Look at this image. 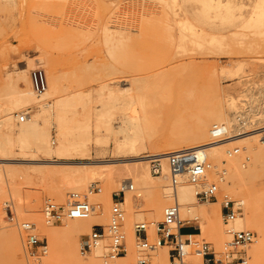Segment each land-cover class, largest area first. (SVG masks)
Instances as JSON below:
<instances>
[{
    "label": "bare ground",
    "instance_id": "obj_1",
    "mask_svg": "<svg viewBox=\"0 0 264 264\" xmlns=\"http://www.w3.org/2000/svg\"><path fill=\"white\" fill-rule=\"evenodd\" d=\"M83 1L75 0L69 11L76 10L80 16L84 7ZM159 1L174 15L189 12L192 22L182 23L181 27L191 31L211 27L216 20L224 26H229L233 21L231 14L234 8L243 7L239 0ZM189 2L198 3L201 7L188 9L186 6ZM150 3L142 0L140 12L152 11V7L147 6ZM60 12L64 16L68 14L63 8ZM211 12L215 13L213 17H210ZM215 41L216 38L212 37L211 42ZM39 54L28 62V66L33 68L37 62L46 66L45 91L40 94L33 91L25 68L16 69L14 75L9 76L2 91L6 102L0 112V162L10 159V153L16 147L23 157H28L26 161L44 166L28 172V181L18 186L11 184V174L7 167H0V225H3L4 230L0 235V242L7 244L9 259L14 261V264H30V254L26 240L23 239L22 225L25 223H32L31 232L36 230L45 238L47 244L39 252L40 256L31 258L33 264H105L103 258L106 257V249L103 245L91 250L89 255H86L87 259H83L80 256L78 241L82 235L89 234L95 225L101 226L105 237H109L111 189L116 186L121 188L123 183L132 185L131 191H125L121 203L124 210L121 226L125 234L126 253L112 259L113 264H132L137 253H141L136 245L133 226L135 217L132 213L138 195L147 201V213L141 212L139 215L143 219L140 223L146 225L149 241L154 238L155 224L161 216V211L165 206L175 203L179 207L181 219L198 220L200 232L196 236H204L213 243L218 264H226L221 250L230 242L231 233L243 229H251L257 233L255 241L246 246L247 249L244 248L250 264H264V186L258 188L254 182L258 172L264 174V135L259 132L257 134L256 130L239 132L249 126L251 120L257 123L260 120L259 114L264 112V70L260 72V69H263L260 64L263 60L255 66L246 64L245 60L234 64L228 61L227 66H218L212 62L208 69L204 65L207 76L202 72L206 76V82H198L200 87L189 91L188 104L182 100V108L178 110L173 123L175 128L169 135V115H159L155 105L151 108V105L143 103L147 94L152 95L149 91L169 86L163 78L166 72L160 73L161 79H154L151 74L149 77L132 79L130 82L125 80L124 86L119 84L118 80L100 85L99 95L102 96L103 91H106V99L101 102L99 108L91 111V114L77 120L74 114L69 113L71 100L63 96L58 79L51 72V61L47 53L40 51ZM221 79L231 83L222 86ZM84 95L77 92L74 98L79 99ZM244 97L261 99L259 101L262 107H259L257 101H254L256 98H253L256 106L253 105L252 108L249 103L251 110H241L243 105L240 103L247 101ZM28 107L32 110H28ZM87 110L90 111L91 108ZM16 112L20 113L15 116ZM118 113L121 118L118 129H115L112 118ZM21 115L25 116L22 122L19 121ZM90 115L93 116L92 120L97 129L104 127L112 135H122L120 140L115 139L113 148L120 153L127 151L128 157L85 162V157L90 155L92 142ZM208 119L213 121L211 126ZM214 125L220 127L221 135L218 130L213 129ZM157 128L160 130L157 131ZM50 129L57 131L56 146L51 145L54 139L51 138V143L49 142ZM145 145L151 148L150 153L143 154ZM232 145L237 146L235 148L238 151L235 154L230 153L234 149L229 148ZM181 146L184 147L181 149ZM188 149L196 151L209 164L201 184H214L217 193L220 191L223 194L221 200L216 199L217 201L210 203V210L195 203V191L200 185L191 184L186 177L181 178L175 186L170 183L165 156ZM152 155L161 159V175H153L150 171L149 158ZM74 160L79 162H72ZM50 165H64L65 168ZM53 176H59L60 182L51 187L47 183ZM33 178L46 185L45 194L55 196L59 203L64 200V188L83 191L91 180L99 182L98 191L86 190L88 200L98 214L93 211L86 219L63 217L60 227L55 226L54 222H46L41 211L43 194L41 189L32 184ZM227 192L232 194V200ZM9 200L10 211L13 212L10 217L1 207L7 206ZM228 200L233 202L235 210L241 208V212H237L233 221L225 220L222 206L218 204L222 202L223 205ZM186 216L191 218L185 219ZM157 248L159 250H156ZM147 251L149 264H167V247L159 246ZM189 261L199 264L200 259L192 256Z\"/></svg>",
    "mask_w": 264,
    "mask_h": 264
},
{
    "label": "rangeland",
    "instance_id": "obj_2",
    "mask_svg": "<svg viewBox=\"0 0 264 264\" xmlns=\"http://www.w3.org/2000/svg\"><path fill=\"white\" fill-rule=\"evenodd\" d=\"M74 1L0 0V112L5 106L4 102H6L2 91L8 83L9 76H13L16 69L25 68L28 78H30L29 74L33 69L39 68L44 73L46 72V66L40 64V62H37V65L33 68L28 66V62L40 55L39 52L42 51L47 53L51 61V72L58 79L63 96L71 100L69 113L74 114L77 120H82L87 114H91V111L99 108L101 102L106 99V91H103L102 96L99 95L100 85L118 80L119 84L124 86L127 80L130 82L132 79L149 77L151 74L154 79H161L160 73L166 72L167 74L163 78L169 83V86L149 91L148 93L152 95L147 94L144 101H142L144 104L151 105V108L155 105L154 107L159 111V115H169L170 135L173 128H175L173 123L178 114L177 112L182 108V100L188 104L189 91L199 88L198 82L201 84L202 81L206 82L207 73H205V70L210 68L212 64L227 66L229 62L234 64L238 61H246V64L255 66L260 61H264V0H239L238 2L243 3V7L234 8L231 14L233 21L229 26H224L219 20H216L211 27L196 28L194 31L181 27L182 23L192 22L189 12L174 15L159 0H144L151 2L147 6L148 8L152 7V11L148 12H140L139 10L142 0H84V7L80 16L76 10L75 12L74 10L69 11L73 7ZM186 7L188 9H199L201 5L189 2ZM62 8L67 10V16L61 14ZM214 15V12L210 13V17ZM212 37L216 38L215 42H211ZM263 63H260L263 65L260 72L264 70ZM204 65L207 66V69ZM169 71L171 72L169 73ZM257 78L259 77L257 76ZM222 80L220 81L222 86L231 83L225 79ZM77 92L85 95L76 99L74 97ZM244 98L247 101L244 104L240 103V105H243L241 109L243 111L245 108L251 110L248 107H251V104L252 108L257 103L259 107L261 105L259 101L261 99L257 97L253 98L258 100L249 97ZM253 100L257 103H254ZM249 103L251 104L249 105ZM89 108H91L90 111L87 110ZM28 110L31 111L32 108L28 107ZM18 113L20 112H16L14 115L16 116ZM120 118L119 113L112 118V125L115 129H118ZM259 118L260 120L257 123L251 120L249 126L239 130V132L256 130L257 134L259 132V134L264 135V112L259 114ZM90 119L92 142L90 143V155L85 157V162L128 157L127 151L120 153L113 148L115 139L120 140L122 135H112L104 127L97 129L94 120H92V115H90ZM208 123L211 126L213 121L208 119ZM14 128H17L16 119L14 120ZM54 129H50L49 134V142L51 143V138L54 139V143H51L52 146L58 144L57 131L55 132ZM156 130L159 131L160 129L157 128ZM114 135L116 138L113 137ZM182 147L184 146H181V149ZM235 147L237 146L232 145L229 148L233 149ZM149 151H151V148L145 145L143 154L150 153ZM27 158V156L23 157L20 150L15 147L10 153V159L0 162V167H7L11 174L9 180L12 185L24 184L28 181L26 178L28 172L36 167H44L41 164L26 161ZM59 161L62 162V160ZM72 162L79 161L74 160ZM50 166L65 168L64 165ZM39 182L37 178L32 179V184L36 188L38 187L39 190L41 189L40 192L43 194L42 216L46 201L53 202L57 206L67 207L71 201V194L78 193L82 199L90 203L86 190L89 189L92 183H96L98 188L100 185L99 182L91 180L83 191L64 188V200L59 203L56 201L55 196L45 194L46 185ZM59 182V176H53L47 184L52 187L59 184ZM254 182L258 188L263 187L264 174L258 172ZM119 188L118 186L112 188L111 195ZM219 193L216 194L215 199L208 202H202L195 198V203L201 208L210 210L211 202L222 199L223 194L220 191ZM227 195L231 199L232 194L228 193ZM227 202H230V205L233 204L230 200ZM221 203L218 204L223 206L224 204ZM134 205L132 213L135 217L133 221L135 225L143 221L139 214L141 212L147 213V201L141 195H138ZM9 206H11L10 200L7 206L1 207L10 217L13 212L10 211ZM126 211L125 213H127ZM162 211L160 218L157 219L158 222L162 220ZM94 212L98 214V211ZM238 212H241L240 207ZM222 213H224L223 209ZM190 218L189 216L185 217V219ZM62 219L63 217H60L54 221L55 226L60 227ZM197 221L192 222L197 225ZM2 227L3 225H0V235L4 231ZM246 230L254 233L255 241L257 233L251 229ZM33 232L39 240L46 244L45 238L40 233L36 230ZM191 232L190 226L181 229L183 234ZM87 235H82L79 238L78 245L81 246L85 242ZM200 238L211 247L213 246V243L204 236ZM23 239L26 240L24 230ZM2 242H0V248L2 247L0 249V264H14V261L9 259L7 244ZM212 248L214 249V247ZM156 250H159V248ZM221 253L223 255V249ZM87 254L89 255V253ZM87 254H81L80 256L87 259ZM138 254L140 253H137V256ZM246 254L247 251L244 249L243 256L247 260L246 264H250V259L246 257ZM40 255L38 253L34 257ZM137 256L132 264L136 263ZM28 257V262L33 264L31 258L34 257L30 255ZM103 260L105 264H113L112 259L108 257H104ZM227 261L225 263L229 264ZM147 264H149L148 260Z\"/></svg>",
    "mask_w": 264,
    "mask_h": 264
},
{
    "label": "built area",
    "instance_id": "obj_3",
    "mask_svg": "<svg viewBox=\"0 0 264 264\" xmlns=\"http://www.w3.org/2000/svg\"><path fill=\"white\" fill-rule=\"evenodd\" d=\"M32 89L35 93L40 94L47 87L45 73L42 69L36 68L29 74ZM24 115L20 116L19 121L24 120ZM221 135V129L217 125L213 126ZM234 148L230 153H237ZM166 165L169 172V180L172 186L178 184L183 177L193 185H200L196 191V199L202 202H208L216 198L217 187L214 184L203 185V178L209 169V164L204 157L197 154L196 151L188 149L178 152L169 153L165 156ZM149 168L153 175H161V159L157 156H150ZM91 191H98V185L92 183L89 187ZM130 183H123L121 188L112 193V203L110 207V226L109 238L105 237L104 230L100 226L92 228L87 235L85 242L80 246L81 254L85 255L91 250L102 246L106 249V257L114 259L126 253L124 245V231L121 223L124 219V211L121 203L124 200L125 191H131ZM71 201L67 207L57 206L55 203L46 201L43 207V217L46 222H54L60 217L70 219H86L94 211V206L87 200L82 199L78 193H72ZM223 216L226 221H233L239 209L235 210L233 204L226 202L223 206ZM191 221L181 219L179 207L177 204H169L164 207L162 220L156 223L154 228V238L148 240L146 225L137 223L134 225L136 236V245L141 253L135 264H147L146 251L159 246H165L168 250L167 264H192L190 257H198L199 264H218L213 248L203 239L197 237L200 231L199 227ZM195 225V233H181V229L186 226ZM26 233V246L30 256H36L46 244L38 239V236L31 232L32 226L28 223L22 225ZM255 238L253 232L249 230H238L231 233V240L223 248V258L227 262L236 264H246L247 260L244 255V248L248 246ZM238 254V255H237ZM237 255V256H236Z\"/></svg>",
    "mask_w": 264,
    "mask_h": 264
},
{
    "label": "crops",
    "instance_id": "obj_4",
    "mask_svg": "<svg viewBox=\"0 0 264 264\" xmlns=\"http://www.w3.org/2000/svg\"><path fill=\"white\" fill-rule=\"evenodd\" d=\"M191 229H192V232H191V233H195L194 230H195L196 228H195V225H194V224L191 225Z\"/></svg>",
    "mask_w": 264,
    "mask_h": 264
}]
</instances>
